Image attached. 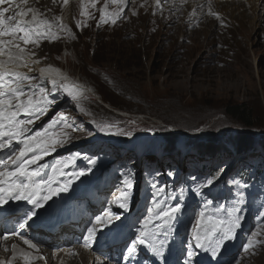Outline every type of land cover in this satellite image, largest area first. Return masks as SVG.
I'll use <instances>...</instances> for the list:
<instances>
[{"label": "rangeland", "instance_id": "1", "mask_svg": "<svg viewBox=\"0 0 264 264\" xmlns=\"http://www.w3.org/2000/svg\"><path fill=\"white\" fill-rule=\"evenodd\" d=\"M55 1L54 7L45 11L58 24L55 18L61 15L63 8H58L59 3ZM170 1L149 0L158 12L163 11V17H168L159 25L141 17L129 23L131 29L122 26L120 21L139 8L138 0H129V6L124 12L120 11L125 18L120 20L119 16L117 23L99 24L94 13L93 18L87 17L83 21L74 17L67 27L72 29L70 32L53 29L61 39L52 41L56 42L50 47L54 52L48 49L43 53L44 58L57 62V67L67 78H71V73L84 82L90 92H83L77 103L65 92L58 94L61 90L49 95V87L44 94L49 95V99L55 97L54 103L28 125L26 136H32L60 114L65 118L39 138L49 145L52 139L64 141L63 145H55V150L43 160L50 173L55 174L51 179L60 183L71 181L69 190L57 197L70 198L72 192L77 200H70L66 206L77 207L74 212L77 219L71 226L73 231L66 233L65 238L74 234L77 228L84 229L77 237L78 241L65 240L68 245H62L58 238H53L50 244L39 245L49 252L56 253L62 247H69V255L74 256L76 252L72 247H83L87 252L107 258V264L119 263L118 260L133 263L134 255L129 257L127 248L139 234L154 201L164 209H181L173 220H153V232L166 237L169 243L184 236H194L201 212L205 214V220L210 216L227 222L234 207L238 208L240 226L234 230L233 238L225 241L229 245L219 251L227 254L223 262L232 264L234 259L230 263L228 259L230 249L242 239L251 240L248 233L255 224L249 220H258L250 209L258 214L261 212L251 198L260 185L239 178L237 172L242 166L249 168L250 173L255 168L264 173V21L255 20L252 26L249 23L250 18L256 16L251 7L254 4L258 7L259 1L239 0L246 1L243 7L232 9L233 1L226 0L228 4L212 7L211 11L208 9L205 15L217 21L216 26L212 24V34L203 28L201 33L195 32L201 25L211 26L204 20V15L199 17L191 10L190 16L198 18L186 21L183 14L175 16L171 13L184 8L187 0H177L179 7L176 9H173L176 4L170 6ZM210 1L204 0L202 5ZM246 10L247 13L242 12ZM230 14L236 16L239 23L233 30H228V21H232ZM193 20L196 22L192 29L189 28V33L183 35V32L175 31L174 25L178 21L188 25ZM29 46L34 48V45ZM36 50L35 54L42 48ZM67 62L71 72L61 66L67 67ZM241 104L252 111V127L243 125L226 112L228 106ZM25 118L29 119L28 116ZM101 126H107L106 130L101 131ZM128 132H131L130 136L118 134ZM77 153L81 159L53 171L61 161H67ZM10 154H3L0 161ZM83 157L91 158L95 164ZM84 169L88 174L79 179L72 176L73 172ZM129 174L133 182L131 198L126 208H120L115 201ZM209 179H214V183L206 186ZM79 180L85 181L87 186L72 191V186ZM234 181H239L240 186ZM261 182L264 184V180ZM234 186L240 189L225 191ZM239 193H243L244 203L237 205ZM244 204L250 209L246 210ZM105 212L110 213L112 222L107 226L99 225L95 243L90 248L84 247L85 229L91 226L90 221L94 223L95 217ZM152 215L155 217V212ZM174 221L179 226L172 227ZM160 224L165 228L157 231L156 226ZM258 233L264 234V226L257 228L251 236ZM122 240L121 252L114 254L112 250ZM47 241L45 239V243ZM206 244L210 247L208 242ZM259 247L255 252L253 249L245 253L235 249L238 256H246L245 261L235 264H264V243ZM17 256L24 258L22 253ZM0 261L17 264L8 248L0 250ZM36 261L31 259V264Z\"/></svg>", "mask_w": 264, "mask_h": 264}, {"label": "snow or ice", "instance_id": "2", "mask_svg": "<svg viewBox=\"0 0 264 264\" xmlns=\"http://www.w3.org/2000/svg\"><path fill=\"white\" fill-rule=\"evenodd\" d=\"M96 2L97 0H91V7L95 8ZM112 2L123 5L126 4L127 0H112ZM5 3L12 5V8L0 7V150L9 149L11 154L5 160L0 161V211L7 210L6 206L10 202L23 201L31 205L32 207L27 210L25 218L18 224V227L23 229L29 225V221H32L37 216V209L44 208L53 197L59 196L62 192H67L71 185V181L60 183L54 178L45 179L41 176L39 167H33V165H38V162L45 155L54 151L55 145H63L64 141L62 139H52L50 145L45 141L38 140V137L43 136L58 121L64 120L63 115L60 114L42 131H38L32 136L25 135L27 126L33 124V118L43 115L48 106L54 103L55 97L49 99V95L52 92L62 90L72 100L79 103L82 89L79 85L68 82V78L60 73L59 69L52 67L41 69L40 75L41 80H50L52 87L48 90L49 95L44 94L45 88L43 86L32 85L31 82L34 77L21 71V69H28L31 72V65L39 63V61L32 59L35 53L28 46L34 45L38 47L42 40L54 41L59 39V35L53 30L54 27L60 31L67 30L70 32L71 30L67 29V26L63 23L54 24L53 21L44 18V13H41L36 8L21 7V4L27 5L29 0H21V4H15L14 0H0V5ZM63 3L67 5L69 0H63ZM157 3H159V0H157ZM107 8L108 4L105 3L101 9L102 22L108 23L111 17V23H115L118 13L109 14L106 12ZM9 11H13V14L6 16ZM120 11H123V8ZM210 14L214 15L211 12ZM29 15L31 16L30 19L27 18ZM81 15L87 16L89 13L85 9L81 12ZM55 19L56 21L60 20L59 17ZM77 26H79V22H77ZM61 81L64 82L61 83ZM25 87L32 91H25ZM21 114L27 115L29 119H20ZM106 127L101 126L100 130L105 131ZM118 134L130 136L131 132ZM77 159H81L78 153L70 156L67 161H61L53 171L67 167L69 163L74 164ZM83 159L89 160L90 164H95V161L89 157H83ZM64 174L66 175L67 173ZM86 174H88V170L84 169L73 172L72 176L79 179ZM213 183L214 179H209L206 182V186H211ZM234 183L240 186L239 181H234ZM123 185L124 187L118 190L119 197L115 201L120 208H126L131 198V189L133 187L131 174L124 178ZM152 187L155 188L156 185L153 184ZM238 196L237 205L244 203L243 193H239ZM156 209H160V211H156ZM180 210L179 207L164 209L158 201H154L153 209L143 219V227L139 229V234L127 248L128 256L132 257L136 253L137 246H144L154 256L162 258L165 241L157 243V235L151 231L149 226L154 219H165V222L173 220L175 214L180 212ZM152 212H155V217H153ZM237 212L238 208L234 207L230 214L231 219L227 222L207 217L210 227L205 226V214L201 212L200 224L205 227L206 235L201 237L200 231L194 228L196 248L205 249L206 251L210 250L213 257L217 256L224 241L232 239L234 230L240 226V218ZM112 219L110 213L105 212L103 215L96 216L94 223L90 221L91 226L85 229L86 235L82 237L83 246L90 248L96 241L98 226L102 224L107 226L112 222ZM12 234L19 235L16 232ZM2 238L7 239L8 237L4 236ZM21 238L23 239V237ZM205 240L213 245L210 249L206 247ZM24 243L30 248L39 251L38 246L31 240L24 239ZM259 243L262 242L253 237L244 248V251H250ZM22 255H24L26 264H31V259H44L43 256L30 257L28 253H22ZM195 255L196 252L194 250H189L186 264H192ZM0 264H4V262L0 261Z\"/></svg>", "mask_w": 264, "mask_h": 264}, {"label": "bare ground", "instance_id": "3", "mask_svg": "<svg viewBox=\"0 0 264 264\" xmlns=\"http://www.w3.org/2000/svg\"><path fill=\"white\" fill-rule=\"evenodd\" d=\"M57 1H58L57 4L59 3V5H57V7L59 8V7L62 6L61 8H63V11L60 12L61 15H59L60 21H58L57 23H63L67 27H69V25L71 24V20L75 19L74 17L78 18L79 19L78 21H81V20L83 21V19L87 18V17L93 18V16H94L93 14L94 13H96V15L98 17L97 19H98L99 24H101V23H102V25L114 24V23H111V17L109 18V22L108 23H103L102 22V20H101V15H102L101 9L103 8L104 4L105 3L108 4V8L106 9V12L109 13V14L118 13V17L120 16V20L124 17V15L122 16L124 10L129 6V0H127L126 4H123V5L119 4V3H117V4L113 3L112 0H97L95 8L91 7V0H69V3L67 5H65L63 3V0H57ZM178 1L180 2V1H185V0H178ZM178 1L177 0H171L170 1V6H173V4H176V6L173 8V9H176L177 7H179ZM203 1L204 0H187L186 6L184 8H181L179 10V12H175V11H172V10H170V12L172 11L171 13H174L175 16L178 15V14H183V16H184L183 19L185 17L187 18L186 21H189V19H195L196 20L198 18V17L197 18H192L190 16L191 10H193L195 13H197L199 17L204 15V20H206L208 22V24H211V26L206 28L207 26L205 27V26L201 25L202 27L200 26L197 30L195 29V32L197 34L201 33V28H203V29H207L208 31L210 30V33L212 34V30H211L212 29V24H215V26H216L217 25V21L209 19L211 17L208 18V16L205 15V12H207L208 9H210V11H211L212 7H216V8L219 7L220 4H224L225 5V3L227 1L225 0L224 2H219L221 0H211L210 3H208L207 5H202ZM232 1H233V4L231 6L232 9L241 8V7H243V3L246 2V1L242 2V1H239V0H235V1L232 0ZM257 1H259L258 4H257L258 7H256L255 4H254V6L251 7V11L254 14H256V16L251 17L250 20H249L250 21L249 23L251 24V26L253 25L255 20H259V21L263 20L264 21V0H257ZM55 2H56L55 0H29V3L27 5H23V4H21V0H14V3L15 4H21V7H24V8L33 7V8L38 9L41 13H44V18H47L49 20H52V16L51 17L48 16L47 12L45 10L48 11V7H54ZM247 2L251 3V1H247ZM226 4H228V3H226ZM138 5H139V8H138L137 12H132L130 14H127L126 15L127 19L126 20H121L120 21V20H118L116 18V22L115 23H117V21H120L121 22L120 24L122 26L126 25V27H125L126 29H131V27L129 26L130 25L129 23L133 22L134 20H140L141 17L146 18V20L148 19L150 21V23L154 24V25H159L163 21L168 19V17H163L162 16L161 13L163 11L158 12L157 8L155 6H151L150 3H149V0H138ZM0 7L12 8V5H9V4L5 3L4 5H0ZM190 7H191V9H190ZM221 7H222V5H221ZM121 8H123L122 14L120 12ZM85 9L89 13V15H87V16L81 15V12L84 11ZM216 10L218 11V9H216ZM242 12L247 13L248 11L246 10V11H242ZM164 13H166V12H164ZM12 14H13V11H9L8 13H6V16L7 15H12ZM174 15L172 16V18L175 17ZM231 17H232V21L231 22L228 21V30L229 29L233 30L235 27L239 26V23L237 21L236 16H232L231 15ZM27 18L30 19L31 16L29 15ZM180 19H182V17ZM212 19H215V18H212ZM195 22L196 21L193 20L192 23L189 22V24L187 25L185 23H182V22L178 21L177 24L174 25V29H175L176 32L180 33V31H181V32H183V35H185L186 33H189V28H191V26H193ZM219 22H221V21H219ZM55 24H56V22H55ZM99 24H96V25H99ZM73 28L77 29L76 27H73ZM63 34H64V32H63ZM72 34H74V33H72ZM54 45H56V42H52V41H49V40L45 39V40L41 41V43L39 44L38 47L34 46V48H33L32 46H28L29 49L32 52H34V53L37 51L36 49L42 48V51L40 53H37V54H35L32 57V59H34L36 61H39V63L31 65V67H32V71L31 72H29L28 69H21V71L26 72L29 76L34 77V79L31 82L33 86H36V85L44 86L45 91H47L48 88L52 87V86H51L50 80H41L40 79L41 69H47L49 67H52L54 69H59V66L57 67V65H56L57 62L53 61L52 59L44 58L45 54H43L48 49H50V52H54L52 50V48H50L51 46H54ZM45 48H46V50H44ZM48 54H49V52H48ZM61 66L64 67V69L67 70L68 72L69 71L71 72L70 68H68V62H67V67L64 66V65H61ZM59 71H60V73H62L64 75V73L60 69H59ZM69 74L71 75V78H68V82L76 84V85H79L81 87V89H82V94H83V92H85V93L86 92H90L88 90L87 86L84 84V82H82L80 79H76L75 77H73L71 73H69ZM67 76H69V75H67ZM63 82L64 81H61V83H63ZM25 91H32V90L27 88V87H25ZM63 93L64 92L62 90L60 92H58V94H63ZM25 116H27V115L21 114V116L19 118L23 119ZM28 132H29V128L27 126V131H26L25 135L28 134ZM9 151H10L9 149H5V150L2 151V153L5 154V153H7ZM33 167H39V170L41 172V176H43L45 179H51V174L49 172V169L45 168L43 166L42 160H40L38 162V165H33ZM81 187H86L85 183L83 181H80V180H79V182L76 181L75 184L72 186V191H74L77 188H78V190H82L83 188H81ZM232 189H235V188L234 187L233 188H225V191H231ZM234 191L237 192V190H234ZM70 200H71V202H76L77 201L76 199L74 201L72 199V196H70V198L53 197V199L51 201H49L48 204L45 205L44 208L36 210L38 214L32 220V221H34L33 227L25 226V228H23V229L19 228L18 224L20 222H22V220L25 218V214H26L27 210H29L32 206L27 204L26 202H23V201L10 202V204L8 206H6L7 210H3L5 215L9 219L13 220L12 225L11 226H7V227H10V228H13V226L17 227L19 235H26L27 238L25 236H22L23 237V239H22V238H18L19 235H14V237H16V239H11V240L0 239V250L8 248L10 250V252H11L12 258H14L16 260L17 264H24L25 263V259L24 258H22L20 256H17L18 253H28L29 256H31V257H38V256H43L44 257V259H37L36 263H33V264H107V258H105V257L102 258V257H99V255L97 256V255H95V254H93L91 252H87V251H85V249H83V247H81V248L72 247V250H75L76 253H75L74 256H70L69 255L70 254L69 247H66V248L62 247L58 252L53 253V252H49L50 250L43 249L42 246H39V245H41V243L50 244V241L53 238H58L59 233H61V230H60L58 232V234L53 235V231H52V229L50 227H53V225H55V224L53 223L51 216L55 217L57 214H61L66 219L67 217H70V215H72V216L75 217V220L77 219L76 215H74L73 213L71 214V210H73V209H75L77 207H75V206L70 207L71 209L70 208H66V206L68 205V202ZM244 208L247 210V209H249V206L247 204H244ZM240 213L244 214V212H242V211ZM68 222H69V224L73 223L72 220H69ZM250 222L253 223L254 220L251 219V220H249V223ZM204 224H205V226H209L210 227V225H208L207 219L204 221ZM29 225H31V221H29ZM77 225H79V223H77ZM198 229L200 231L201 237L206 235V229H205V227H202L201 224H199ZM63 231H64V227H62V232ZM79 233H81V232L77 231V233L74 236L66 238L65 240L67 242H70V241H72L74 239H76V241H78L79 238H77V237H78ZM117 234L118 233H116V235ZM42 237H43V240H42ZM24 239L31 240L32 242H38V243H34V244H36L38 246L39 251H37L36 249L30 248L28 245H26L24 243ZM45 239L48 240L46 243H45ZM61 244L63 245V244H66V243L61 241ZM66 245H68V244H66ZM209 245L213 246L210 243H209ZM228 245H229V243H226L224 241L223 246L221 247L220 250H222L223 248L227 247ZM143 251L145 253H148L149 249L144 247ZM245 258H246V256L243 257L244 261H245ZM108 259H110V256L108 257ZM180 261H181V259H178L176 261L174 259V262H175L174 264H179ZM198 261L204 262L205 264H211L210 259L207 258V257L199 258ZM116 262L115 263H111V264H120V262L119 263H116ZM244 263H242V264H244ZM136 264H153V263H152V261L150 259L141 257V258H139L137 260ZM159 264H164V261L161 259L159 261ZM215 264H216V261H215ZM253 264H254V262H253Z\"/></svg>", "mask_w": 264, "mask_h": 264}, {"label": "clouds", "instance_id": "4", "mask_svg": "<svg viewBox=\"0 0 264 264\" xmlns=\"http://www.w3.org/2000/svg\"><path fill=\"white\" fill-rule=\"evenodd\" d=\"M2 153H0L1 155ZM214 173H211L210 176H213ZM237 175L239 178H244V179H250L252 180L254 183H257L260 185L259 189H256V191H254V195L252 196L251 200H253V204L257 207H259L261 209V212L260 214L256 213L254 209H250V211L255 215V218L259 221H254V229H252L249 233H248V237L250 239H252L253 237L251 236V234L257 229L262 226H264V184L261 182L262 180H264V173L258 169V168H255L254 172L253 173H250V169L249 168H246V167H242V166H239L238 167V172H237ZM60 176V175H59ZM209 176V177H210ZM263 176V177H261ZM63 177V176H62ZM65 178V177H64ZM66 179H72V178H66ZM80 181H83V180H80ZM234 188L237 190V189H240L239 187L237 186H234ZM72 192H70L71 194ZM248 210V209H247ZM258 215V216H257ZM262 215V218H259V216ZM246 218H247V214H246ZM153 226L154 224H152V227H151V231H153ZM179 226L178 222L174 221L173 224H172V227H177ZM165 228V226L163 224H160V225H157L156 226V230H163ZM65 229V228H64ZM180 231H182V228L179 229ZM62 232V231H61ZM66 230H64L63 233H59V236H58V239L61 240L62 242L65 241V234H66ZM13 232H11V235H10V238L7 239V240H11V239H16V237H14V235L12 234ZM55 234H58V232H54L53 231V235ZM76 233L72 234V235H69L67 238L71 237V236H74ZM22 236H25L27 238L26 235H19L18 238H21ZM158 238H157V243H159V241H165L166 243L164 244V248H169L168 251L170 250H173V251H176L178 254H179V259H181V257H184V256H187V252L189 250H196L197 249V253L199 254L198 256H196L198 259L199 258H204V257H207L210 259V262L211 264H215V261H216V264H225L223 262V258L225 256H227V254H217V256L213 257L211 255V252L210 250L209 251H206L205 249H201V248H196L195 246V240H194V236L193 235H190V236H184L183 238L181 239H178V240H174L172 243H169L167 242V238H163V236H161V234H158L157 235ZM17 238V239H18ZM255 239L258 240V241H261L262 243H259L257 244L253 249L255 252L256 249H259L260 245H263L264 243V234L261 235V233H258L256 236H255ZM206 242L209 243V241L205 240V245L207 248H211L212 246L208 247ZM234 243H235V240H234ZM233 243V244H234ZM239 243H242V246H240L239 249H236L235 246L232 247L229 251V263L234 259V262L232 264H235V263H239V262H242L243 258L242 256H238L237 253H235V249L237 251L240 250V252H243L245 253L244 251V248L247 246V244L249 243V240H246V239H242L240 240ZM124 246V241L122 240L119 245L116 247L115 250H112L114 254H119L122 250ZM231 246V245H230ZM253 249H251L250 251H252ZM167 251V252H168ZM137 255L139 257H143V258H148V259H154L156 256L153 255V253L149 250L148 253H145L142 250H138L136 251ZM165 253V252H164ZM232 253L234 254L233 256ZM164 256V255H163ZM187 258V257H186ZM186 258H184L183 260H186ZM166 260V263L168 262L169 259H167V256L165 257L164 261ZM179 264H185L184 261L182 262H179ZM197 264H205L204 262H198Z\"/></svg>", "mask_w": 264, "mask_h": 264}, {"label": "trees", "instance_id": "5", "mask_svg": "<svg viewBox=\"0 0 264 264\" xmlns=\"http://www.w3.org/2000/svg\"><path fill=\"white\" fill-rule=\"evenodd\" d=\"M226 112L231 115L235 120L241 122L243 125L252 127V111L247 109L243 104L241 105H230L227 107Z\"/></svg>", "mask_w": 264, "mask_h": 264}, {"label": "water", "instance_id": "6", "mask_svg": "<svg viewBox=\"0 0 264 264\" xmlns=\"http://www.w3.org/2000/svg\"><path fill=\"white\" fill-rule=\"evenodd\" d=\"M240 246H242V243L237 244V245L235 246V248H236V249H239Z\"/></svg>", "mask_w": 264, "mask_h": 264}]
</instances>
